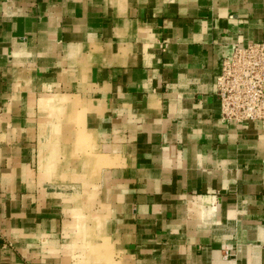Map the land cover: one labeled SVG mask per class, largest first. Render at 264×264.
Instances as JSON below:
<instances>
[{"label":"crops","instance_id":"0c3cea01","mask_svg":"<svg viewBox=\"0 0 264 264\" xmlns=\"http://www.w3.org/2000/svg\"><path fill=\"white\" fill-rule=\"evenodd\" d=\"M264 0H0V264H264V121L217 80Z\"/></svg>","mask_w":264,"mask_h":264},{"label":"built area","instance_id":"2783aa9c","mask_svg":"<svg viewBox=\"0 0 264 264\" xmlns=\"http://www.w3.org/2000/svg\"><path fill=\"white\" fill-rule=\"evenodd\" d=\"M225 123L264 121V40L237 45L217 80Z\"/></svg>","mask_w":264,"mask_h":264},{"label":"rangeland","instance_id":"374dc122","mask_svg":"<svg viewBox=\"0 0 264 264\" xmlns=\"http://www.w3.org/2000/svg\"><path fill=\"white\" fill-rule=\"evenodd\" d=\"M254 122H258V121H254ZM245 123H253V122H244V123H238V124H245Z\"/></svg>","mask_w":264,"mask_h":264}]
</instances>
